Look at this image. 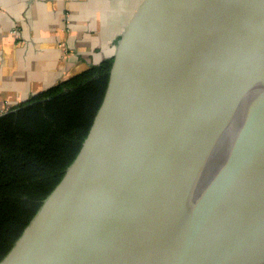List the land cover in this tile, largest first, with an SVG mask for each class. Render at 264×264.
Returning a JSON list of instances; mask_svg holds the SVG:
<instances>
[{
  "label": "water",
  "instance_id": "obj_1",
  "mask_svg": "<svg viewBox=\"0 0 264 264\" xmlns=\"http://www.w3.org/2000/svg\"><path fill=\"white\" fill-rule=\"evenodd\" d=\"M0 264H264V0H144Z\"/></svg>",
  "mask_w": 264,
  "mask_h": 264
},
{
  "label": "trees",
  "instance_id": "obj_2",
  "mask_svg": "<svg viewBox=\"0 0 264 264\" xmlns=\"http://www.w3.org/2000/svg\"><path fill=\"white\" fill-rule=\"evenodd\" d=\"M111 69L105 60L0 116V261L77 156Z\"/></svg>",
  "mask_w": 264,
  "mask_h": 264
},
{
  "label": "crops",
  "instance_id": "obj_3",
  "mask_svg": "<svg viewBox=\"0 0 264 264\" xmlns=\"http://www.w3.org/2000/svg\"><path fill=\"white\" fill-rule=\"evenodd\" d=\"M144 0H0V114L112 59Z\"/></svg>",
  "mask_w": 264,
  "mask_h": 264
}]
</instances>
